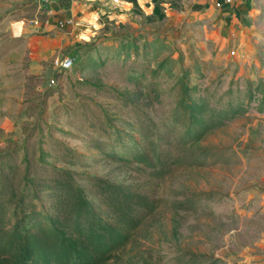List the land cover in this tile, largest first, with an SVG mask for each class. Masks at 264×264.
<instances>
[{
    "label": "rangeland",
    "instance_id": "1",
    "mask_svg": "<svg viewBox=\"0 0 264 264\" xmlns=\"http://www.w3.org/2000/svg\"><path fill=\"white\" fill-rule=\"evenodd\" d=\"M105 3L61 28L40 0H0L1 181L49 165L158 200L106 264H264V0L230 14L210 0ZM90 122L141 145L125 125L150 126L190 145V164L151 180L95 149ZM55 143L93 160L69 166Z\"/></svg>",
    "mask_w": 264,
    "mask_h": 264
},
{
    "label": "trees",
    "instance_id": "2",
    "mask_svg": "<svg viewBox=\"0 0 264 264\" xmlns=\"http://www.w3.org/2000/svg\"><path fill=\"white\" fill-rule=\"evenodd\" d=\"M90 124L95 149L112 161L137 164L151 180L190 164V145L171 143L150 126L140 134L125 125L139 134L141 145L132 138L118 141L107 127ZM55 145L69 166L87 167L93 160ZM15 167L8 168L11 177L19 171ZM6 176L0 167V264H106L159 208L158 200L131 185L54 166L44 165L36 179L25 173L16 184L1 181Z\"/></svg>",
    "mask_w": 264,
    "mask_h": 264
},
{
    "label": "crops",
    "instance_id": "3",
    "mask_svg": "<svg viewBox=\"0 0 264 264\" xmlns=\"http://www.w3.org/2000/svg\"><path fill=\"white\" fill-rule=\"evenodd\" d=\"M213 1L215 4V0H210V2ZM105 4V0H54L49 4V8L51 15L61 20L59 22L72 20L73 27H80L82 25V20H84L86 16L94 17L95 11L98 10L97 7H104ZM108 4L109 3H107L106 6H108ZM222 8H226V14H230L231 7L223 6Z\"/></svg>",
    "mask_w": 264,
    "mask_h": 264
},
{
    "label": "built area",
    "instance_id": "4",
    "mask_svg": "<svg viewBox=\"0 0 264 264\" xmlns=\"http://www.w3.org/2000/svg\"><path fill=\"white\" fill-rule=\"evenodd\" d=\"M40 1L45 5H49L54 0H40ZM248 1L249 0H215V7L217 9H221L223 6H228V7L236 6L237 7L240 5H245ZM72 24H73L72 20H67L65 22L58 23L59 27L61 28L66 25H72ZM54 64L57 70H59V72H66L72 69V67L74 66L75 58L70 57V56L62 57L60 59L55 60ZM51 82L54 83L53 81Z\"/></svg>",
    "mask_w": 264,
    "mask_h": 264
}]
</instances>
